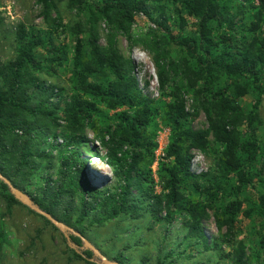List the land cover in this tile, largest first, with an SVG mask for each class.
<instances>
[{
    "label": "trees",
    "instance_id": "obj_1",
    "mask_svg": "<svg viewBox=\"0 0 264 264\" xmlns=\"http://www.w3.org/2000/svg\"><path fill=\"white\" fill-rule=\"evenodd\" d=\"M66 1L80 14L93 0ZM164 1L93 2L85 19L88 51L78 36L82 32L80 24L73 29L71 73L77 83V92L66 101L62 99L60 89L35 74L42 70L41 63L35 58V50L46 46L45 39L35 31L25 32L22 24L16 27L18 46L14 56L0 61V175L24 191L23 182L30 180L37 171L38 160L52 159V150L59 147L57 133L61 132L64 150L59 151L56 178L41 175L44 181L38 186L37 194L31 196L36 206L82 237L85 232L83 223L89 215L101 223L120 215L137 217L142 208H147L152 213L163 212L169 226L179 209L188 217V237L193 244H200L208 251L209 239L202 223L209 217L207 211L222 190L219 185L209 182L204 185L206 175L192 172L193 151L207 154L210 137L213 138L220 147L215 162L219 176L222 179L233 177L238 193L254 183L247 169L256 160L258 146L253 137L260 122L256 110L264 96V36L255 35L264 27V0H259L256 6L250 4L253 13L247 32L251 37L237 51L221 46L222 43L213 37L211 28V23L220 18L223 5L233 0H174L180 29L186 25L182 12L197 22V38L180 39L169 31ZM37 3L41 7V18L50 28L62 26L56 0H37ZM240 7L242 9L244 5ZM154 13L158 15L153 17ZM138 14L144 15L155 26L143 38L132 36V26ZM100 29L105 32V47L100 45ZM160 31L165 35H160ZM118 36L126 39L130 49L139 45L152 55L159 88L170 92L171 100L163 105L162 116L172 130V139L165 147V157L171 162L160 166L164 178L160 193L154 192L149 171L155 143L148 128L155 113V103L142 92L132 60L121 55ZM222 40L227 38L222 37ZM168 41L185 49L189 58L172 60L167 49ZM48 44V62L62 67L67 60V49L52 41ZM221 80H225V86L217 88L216 84ZM190 92L196 97L193 112L198 114L201 111L205 116L207 128L204 130L186 125L189 116L186 96ZM250 93H255L258 99L247 112L237 100ZM62 101L64 106L61 108ZM97 102L109 110L124 109L115 125L97 129V119L103 116ZM61 121L66 125L62 127ZM242 127L249 135L246 140L241 137ZM86 128L96 130L100 136L106 150L104 160L111 169L114 185L97 187L86 175L85 159L79 151L81 143H87ZM50 139L54 142L49 143ZM46 144L51 147L48 153L42 150ZM184 188L204 193L206 202L187 198L182 193ZM0 190L9 203L16 202L7 193L8 187L3 181H0ZM240 209L241 203L235 199L221 211L213 213L216 228L220 233L225 231L215 244H233L232 264H249L250 261L257 264L258 254L248 256L244 244L236 241L234 227ZM76 213L77 217L72 221ZM244 215L264 219V194L258 196L256 205ZM70 240L82 245V239L74 234ZM258 245L264 249V237ZM92 254L88 249L73 255L91 264ZM157 264L165 263L158 257Z\"/></svg>",
    "mask_w": 264,
    "mask_h": 264
},
{
    "label": "rangeland",
    "instance_id": "obj_2",
    "mask_svg": "<svg viewBox=\"0 0 264 264\" xmlns=\"http://www.w3.org/2000/svg\"><path fill=\"white\" fill-rule=\"evenodd\" d=\"M94 1L96 2V0L90 2L83 10L84 12L79 14L77 9L68 6L66 0L60 2L56 0L57 13L62 26L50 28L40 16L41 7L37 0H0V61L13 58L18 46L15 42V30L19 24L24 26L27 33L31 31L39 33L47 44L37 47L35 50V58L42 66V70L35 74L42 81L60 89L62 99L66 101L70 95L77 92V83L71 73L74 51L73 29L80 24L82 32L78 36L83 40L85 51H88V32L85 31V19L89 14L88 9H92ZM164 3L167 26L171 35L177 39L197 38L196 20L182 12L186 25L180 29L175 11V1L165 0ZM258 3L259 0H245L244 2L243 0H233L223 5L220 18L211 23L213 37L222 43L221 46L237 51L245 41L249 40L251 36L247 32V28L252 21L253 13L250 4L256 6ZM241 4L244 5L242 9ZM157 15L154 13L153 17ZM53 17H55L54 14ZM151 27H155L154 23L144 15L138 14L135 16L132 26V36L143 38ZM160 35H165V32L160 31ZM255 35L263 37L264 27L258 30ZM222 37L227 40H222ZM49 41L67 49V60L62 67H56L48 62L50 58ZM100 45L106 46L105 32L102 29H100ZM117 46L124 58L132 60L135 67L134 74L142 92L155 103V113L148 128V133L155 143L149 171L152 188L155 193H160L163 191L164 185L160 166L171 162L165 156H161V152L165 153V147L172 139V130L162 116L163 105L171 100L170 92L169 90L162 91L159 88L150 53L144 51L139 45L130 49L123 36L117 37ZM167 49L169 57L174 61L189 58L185 49L173 42L168 41ZM136 55L139 58H136ZM225 83V80H221L216 84V87H224ZM180 84H184V81H180ZM257 99L255 93H250L237 100V104L248 112L252 110ZM195 102L196 97L190 92L186 96V108L189 113L186 125L195 130H204L207 128L206 119L201 111L198 114L193 112ZM63 103L62 101L61 108L64 106ZM97 105L103 111V116L97 119L98 130L115 125L124 112V109L109 110L100 102H97ZM256 112L260 122L255 129L253 139L258 150L255 162L247 169L253 176L254 183L246 186L240 193L235 189L236 181L233 177L222 179L217 173L215 162L220 147L213 141V138L210 137V149L207 154L193 151L192 172L198 175L205 174L204 185L209 182L212 185H219L222 190L218 199L212 204V208L207 211L209 217L202 223L209 239L210 250L205 251L200 244H193L194 241L187 235L188 217L179 209L176 210L174 220L169 226L163 218V212L152 213L147 208H142L137 217L120 215L113 220L101 223L95 216L89 215L83 223L85 228L83 238L107 259L117 264H157L158 257L164 260L165 264H232L230 253L233 244L221 242L219 245L215 244V240L225 231L222 233L218 231L213 213L221 211L228 202L237 199L241 203V209L234 227L236 241L244 244L248 256L252 253L258 254L257 264H264V249H260L258 245L260 239L264 237V219L244 215L245 211L256 205L258 196L264 194V96L260 99ZM61 125L63 127L66 124L61 121ZM240 131L243 140L249 138L245 127L240 128ZM84 135L87 138V143H81L79 151L82 158L85 159L88 179L97 187L114 185L111 169L104 160L106 150L100 142V136L96 130L90 128L85 129ZM63 140L61 132H58L59 147L52 150V159L38 160L37 171L30 176V180L23 182L26 187L22 192L30 199L31 196L37 194L38 186L44 181L41 179V175L52 179L56 178L59 151L64 150ZM53 142V139L49 140V143ZM43 149L45 153H48L51 147L46 144ZM243 164L246 165V162ZM0 181L3 180L0 179ZM7 193L12 195L16 202L9 203L2 196L0 190V264H87L84 260L73 255L74 252L82 254L88 250L83 240L81 246L74 244L70 240L71 232L56 227L48 219L49 223L46 222L41 215L21 203L9 187ZM182 193L187 198H198L200 201L206 202L204 193L195 192L191 188L182 189ZM77 213L72 216V221L76 219ZM89 261L91 264H104L102 259L94 253ZM249 264H254V262L250 261Z\"/></svg>",
    "mask_w": 264,
    "mask_h": 264
},
{
    "label": "water",
    "instance_id": "obj_3",
    "mask_svg": "<svg viewBox=\"0 0 264 264\" xmlns=\"http://www.w3.org/2000/svg\"><path fill=\"white\" fill-rule=\"evenodd\" d=\"M0 179L4 181V183L13 191L14 196L16 198H18L21 201V203H23L25 206H27L28 208H30L31 210H33L37 214L45 217L49 221H51L56 227H59L60 229H65V230L71 232L72 234H74L75 236L80 237L84 241L85 247L87 249H89L90 251H92V253H94L95 255L99 256L102 259V261L104 262V264H117L116 262L110 261L104 255H102L97 248H95L89 241L85 240L82 236H80L79 233L74 232L71 228H69L68 226L64 225L61 222H58L57 220L52 218L49 214H47L46 212L41 210L39 207L35 206L29 196H27L24 192L20 191L19 189L15 188L2 175H0Z\"/></svg>",
    "mask_w": 264,
    "mask_h": 264
},
{
    "label": "built area",
    "instance_id": "obj_4",
    "mask_svg": "<svg viewBox=\"0 0 264 264\" xmlns=\"http://www.w3.org/2000/svg\"><path fill=\"white\" fill-rule=\"evenodd\" d=\"M161 156L164 157L165 156V153L164 151L161 152Z\"/></svg>",
    "mask_w": 264,
    "mask_h": 264
},
{
    "label": "bare ground",
    "instance_id": "obj_5",
    "mask_svg": "<svg viewBox=\"0 0 264 264\" xmlns=\"http://www.w3.org/2000/svg\"><path fill=\"white\" fill-rule=\"evenodd\" d=\"M136 58H139V57L136 55Z\"/></svg>",
    "mask_w": 264,
    "mask_h": 264
}]
</instances>
